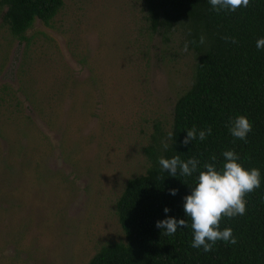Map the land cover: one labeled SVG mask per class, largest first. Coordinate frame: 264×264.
<instances>
[{
    "label": "rangeland",
    "instance_id": "obj_1",
    "mask_svg": "<svg viewBox=\"0 0 264 264\" xmlns=\"http://www.w3.org/2000/svg\"><path fill=\"white\" fill-rule=\"evenodd\" d=\"M0 7V264H87L123 240L115 202L166 138L193 56L141 0H63L12 37Z\"/></svg>",
    "mask_w": 264,
    "mask_h": 264
},
{
    "label": "trees",
    "instance_id": "obj_2",
    "mask_svg": "<svg viewBox=\"0 0 264 264\" xmlns=\"http://www.w3.org/2000/svg\"><path fill=\"white\" fill-rule=\"evenodd\" d=\"M141 1L151 32L167 40L181 31L193 56L191 81L174 102L166 138L157 129L145 147V172L129 178L115 202L123 240L102 245L87 264H264V48L256 47L257 40L264 38V0H249L247 7L235 12H217L209 0ZM0 7L5 8L3 25L12 37L22 40L35 21L50 25L63 0H0ZM239 115L252 125L246 140L229 131L230 122ZM193 127L197 132L211 127V135L183 144ZM227 150L238 154L244 168L260 170V187L245 195L243 215L220 221L221 230L232 229L236 243L217 241L205 252L203 247L191 246L194 234L190 218L185 217L184 197L195 187L205 162L222 169V153ZM174 156L183 161L198 159L197 172L168 174L159 158ZM173 188L178 190L176 195L170 194ZM167 217L184 218L188 226L165 235L155 225Z\"/></svg>",
    "mask_w": 264,
    "mask_h": 264
},
{
    "label": "clouds",
    "instance_id": "obj_3",
    "mask_svg": "<svg viewBox=\"0 0 264 264\" xmlns=\"http://www.w3.org/2000/svg\"><path fill=\"white\" fill-rule=\"evenodd\" d=\"M209 3L217 12L222 10L235 12L238 8L247 7L249 0H209ZM204 41L205 38L201 35L200 43L203 44ZM256 47L264 48V38L257 40ZM251 130L252 125L244 115H239L230 122L229 131L237 139L246 140ZM211 131L209 127L207 130L197 132L193 127L187 130L182 143L187 145L197 139V136L203 141L207 135H211ZM168 136L169 139H173V133H169ZM163 146L165 149L169 147L167 143ZM222 155L225 158L222 169L218 170L214 163L205 162L203 165L205 170L199 171L195 187H192L190 194L184 197L185 217L190 218L194 234L191 246L203 247L205 252L211 251L217 241L236 243L232 229L226 227L221 230L220 221L223 217L243 215L246 211L245 195L260 187L261 182L260 170L244 168L238 162V154L234 151L227 150ZM211 159L215 161V155ZM199 163L200 161L194 157L187 161L181 160L179 156L171 159L159 158L161 168L172 176H177L178 170L182 176H191L197 172ZM169 191L171 195H176L178 190L173 188ZM164 211L167 213L169 209L165 207ZM155 226L163 229L165 235H173L178 227H187L188 222L184 218L167 217L158 220Z\"/></svg>",
    "mask_w": 264,
    "mask_h": 264
}]
</instances>
